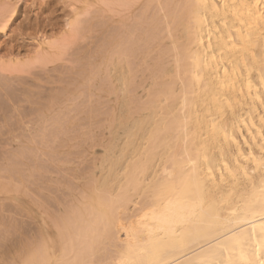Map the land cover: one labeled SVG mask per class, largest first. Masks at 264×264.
<instances>
[{
	"label": "bare ground",
	"instance_id": "1",
	"mask_svg": "<svg viewBox=\"0 0 264 264\" xmlns=\"http://www.w3.org/2000/svg\"><path fill=\"white\" fill-rule=\"evenodd\" d=\"M76 1L79 2V0ZM124 1L127 5L126 8L131 9L128 5H132L133 0H102L104 4H99L102 8L107 6V9L108 6L110 9L115 7V4L117 6L121 4L119 8H113L112 11L114 9L116 12L117 10L123 11L120 12L123 14L124 11L126 13L128 11L127 9L122 10L125 6ZM134 1L136 2V0ZM80 2L82 3V1ZM90 2L86 4L84 0L86 9L92 7ZM149 2L154 3L155 0ZM161 2L163 3V0ZM161 2L158 1L157 3L162 4ZM9 3L7 4L6 0L0 3V36H8L7 30L18 19L14 18L16 6ZM94 3L93 5H95ZM70 4L69 6L72 8L73 4ZM165 4H168L169 7L171 5V9L169 8L170 10H166L168 13L164 12L165 14H163L165 17H172L173 23L169 22V24H165L167 26L164 25V32L166 34L168 29L166 34L168 36L164 35L169 40L172 38V43H169L173 45L168 44L171 47L168 49V46L165 45L167 47L162 49L165 51L162 52L163 54L161 53V58L158 56L160 62L154 63L155 66L152 64L153 69L158 67L157 74L159 75L155 76V80H153L154 88H151L150 94L147 93L148 96L146 95L147 97L150 95V97L146 98V102L139 103L143 105H141L142 107L135 108L132 105V102L135 101L128 97V94H131L130 90H132L129 87L133 85L129 84L130 80H134L128 78V76L134 77L130 73L132 69L130 71L129 68L131 67L128 64V56L131 55L126 52L127 56L122 54L125 57L120 56L118 58L115 56L116 61L114 60L115 54L110 55L109 60L112 59L115 62H112L114 67L113 64L110 66L115 75L112 73V69L107 66L111 72L109 70L107 77L103 73L104 77L110 78L108 80L110 81L109 85L113 79L111 77L114 76L115 79H120L116 80L118 84L122 79L124 83L121 82L120 85H126L124 87L113 85L114 88H118L117 91L122 88L126 95L120 92L123 94L120 96L121 94L116 92L120 96L118 101L120 102L122 99L123 102H120L122 105L118 103L121 107L125 105L124 107L127 109L123 107L119 110L117 108H120V105L117 108L114 105L117 109V111L115 109L116 113L118 110L120 111L115 119L119 121V115H121L120 122H124V126L120 122L121 125L114 121L113 117L116 115L112 114L114 116L111 118L112 123L119 125L120 128L121 126L124 127L122 128V131L125 129L124 138L119 137V139L117 138L118 141L115 138L118 144H115V140L112 141L113 143L110 140L103 145L106 148L104 149L106 150V157L103 158V155V160L101 159L103 161L102 171L99 169L100 171L96 172L97 170L94 169L95 173L101 172L99 179L95 178V182L92 180L91 192L87 190L88 188L85 189L88 191L87 196L85 195L86 192L83 195V191H85L83 189L81 199L78 197L79 200L90 197L89 199L86 198L87 202L83 200L85 202L83 206H81L82 201L79 202L81 205L77 202L79 206L74 205L78 208L77 210L73 213L67 210V215L65 209L63 218H61L62 213L60 212V217L55 215L58 220L55 218L54 221L45 219V217L49 218L46 216L47 211H43L45 215L42 211V213L35 212L37 215L39 214L36 215L37 220L43 216L44 219H41L45 225L52 222H54L53 225H57L58 221L60 228L57 231L53 227V231L58 233L55 232L56 235H53L54 237L57 236L55 240L52 238L53 233L49 234L52 236L50 239L53 242L48 239V236L45 237L44 226L39 223V225L41 224L39 228L43 226L39 234L43 238L40 239V236V238L38 235L36 236L34 241H37L38 244L36 242L31 244L33 249L29 248L31 251L28 249L31 252L28 251L30 253L29 258L25 259L24 262L21 260L24 264L29 261L32 264H264V0H165ZM88 5L90 6L88 7ZM165 6L164 8H166ZM71 8L68 12L71 13L70 15L73 12L75 18L69 20L70 15L67 13L64 15L65 17L68 16V20L67 18L64 19L65 17L62 18L66 22L62 24L69 28H67L68 32H64L65 34H62L63 30L60 28L62 24L61 26L57 24L56 27L54 26L55 28L52 26L50 31L44 29L45 31L38 30L40 33L36 31L37 34L34 32L36 36L40 34L39 36L42 38V41H39L37 45L39 47L23 46L24 49L28 48L23 51L22 45L15 46L13 42H7L6 45L4 44L5 47L3 45L4 48L1 45L0 76L4 71L3 74H7L8 77L10 75L12 80H15L13 76L15 78H20L22 75L26 76L25 73L28 74L33 65H35L34 69L44 66L43 69H39L44 71L45 66L58 61L60 56H66V53L65 55L62 54L64 53L63 50L72 46H69L71 42L68 40L73 37L72 40L78 38L74 35L71 37L72 33L77 35V31L79 36H81L80 33H83L78 31L79 24H81L78 20L81 18L78 17L83 15L82 12L85 13L88 10L79 12L80 10L73 6L71 12ZM89 9L91 10V8ZM163 10L165 11V9ZM101 12L99 13L101 14ZM84 16H82L83 24L85 23L84 19H86V16L83 18ZM152 21L155 22L156 19ZM153 22L150 26L154 25ZM19 26L24 28L22 25ZM84 26L81 24V27ZM128 26L126 25V27ZM140 26L142 27V25ZM154 28H152L153 30L149 29V32L154 33L153 31L158 29ZM60 32L62 36H58ZM146 32L143 33V36L149 34L148 38H150L152 33L147 34ZM130 35L132 36V34ZM162 39L165 40L164 37ZM138 40L137 43L139 44L142 41L147 42L145 38L140 42ZM1 41L0 38V44ZM130 42H132V38ZM132 44L129 47L131 49L137 45L133 46ZM45 45H49L47 48L50 47L49 49L52 51L45 49ZM138 49L142 50L139 46ZM144 50L142 51L145 52ZM134 51L140 53V51ZM170 54L172 58L165 57L167 55L170 57ZM108 55H106L107 59ZM57 56L58 58H56ZM145 58L143 56L144 60H146ZM165 58L167 59L166 62ZM103 59L101 57V61ZM111 61L106 60L105 66L110 65ZM138 61L140 62V60ZM40 63L42 66H39ZM98 64L97 66H102L101 63ZM37 65L38 67H36ZM105 66L103 64V67ZM94 68L91 67L92 70ZM34 69L31 70V74L35 72ZM126 69H129L127 75ZM100 70L97 69L96 74ZM90 72L86 75L89 76ZM109 73H111V77ZM6 77L4 76L3 81L6 80ZM22 77L17 81L26 79ZM87 79L85 80L87 81ZM12 80L10 81L11 84ZM98 87L100 88V85ZM116 89L112 91H116ZM128 98L130 102L132 101L131 105L128 103ZM129 105L130 108L137 109L133 110L134 108H132L134 111L132 115L137 114L136 119H133L136 114L130 115ZM138 108L141 109V112ZM122 110L125 112L124 114L121 113ZM135 111H139V113ZM128 114L133 119L129 123H127V119L128 117L131 118ZM116 128L114 127V130L118 131ZM69 140L71 141V139ZM28 149L30 150V148ZM32 164L36 168L35 161ZM99 165L101 164L98 163ZM38 167L41 170L42 167ZM33 168L31 174L38 170L33 171ZM91 172L93 174V171ZM31 174L30 176H32ZM34 174L33 177L36 175ZM86 181L88 180L86 179ZM50 226H45L44 229L51 232L50 228L52 227ZM47 227H49L48 230ZM40 229H38L37 234ZM122 232L125 235L124 238H122ZM44 241L47 245L45 243L42 246ZM106 245H110V248H107ZM34 246H36L35 249ZM103 249L104 252L107 251L108 255L106 253L104 256L100 253ZM111 249H115V252H112L114 254L109 253L108 250Z\"/></svg>",
	"mask_w": 264,
	"mask_h": 264
},
{
	"label": "rangeland",
	"instance_id": "2",
	"mask_svg": "<svg viewBox=\"0 0 264 264\" xmlns=\"http://www.w3.org/2000/svg\"><path fill=\"white\" fill-rule=\"evenodd\" d=\"M80 1H82V3ZM92 1L95 2L94 3L95 5H93ZM92 1L90 2V0H85L86 4H89V2H90L91 6H92V7H89L90 5H88V7L91 8V10L89 8H87L88 9L87 10L85 8L86 5L84 4V0H79V2H77L76 0H6L7 4H8V2H10L11 3V4L9 3L10 5L13 4L12 6H14V5L16 6L17 10H16V13L14 15V18L16 17V19L18 18L19 20L18 19H17V21L15 20L16 23H14L12 25V27H11L12 29L10 28L11 30L10 29L7 30L8 36H4L1 33L2 36H0V38L2 41H1L0 46L2 45V47L4 44L6 45L7 42L8 43L13 42V44L15 46L16 45H18V46L22 45L21 48H23V49H24V47H28V46H29V48L30 47L34 48V46L36 47L39 44V41H42V38L39 36L40 34H38V36L35 35V34H37V32L40 33L39 31H45L46 29L48 31H50V30H52V28H51L52 26H53V28H55L57 24H59L61 26V24L63 22H65L64 19L67 18V20H68V16L65 17V15L71 14V13L69 14L70 8H71V6H69L70 3H72L74 7H77L78 10H80L79 12H82V10L85 11V9H86L87 11H85V13L87 12L88 14L86 13V15H85V13L82 12L83 15L82 14L79 15L78 18H81V19H78V20H80V23L82 24V26H84V25L85 26L81 27V24H79L78 31H82L83 33H80L81 36H79V33H77V31H76L77 35H75V33L74 34L72 33L71 37H73V35H74V36H76V38L77 37L78 38L72 40L74 38L73 37V38H70L71 40L70 39L68 40L71 42L69 44V46L70 45H72V46H70L68 49L64 48L67 52L65 50H63L64 53H62V54L65 55V53H66V56H63V57L60 56L59 57L60 59H58V61H54V63L52 62V64L50 63V64H48V66H45L46 68L44 69V71L39 70V69H43L44 66H43V68H39L37 65L36 67H38V69L35 68L36 69L35 70L34 69L35 65H33V68L31 70L34 69L35 72H33V74H31L32 72L30 70L28 72V74L25 73L26 76L27 75L29 76V77L27 76V78H26V76L22 75L24 77V79L26 78L25 79L26 81L21 79V81L23 80V82L17 81V80H20V78L22 77L21 74H20V76H21L20 78L16 77L17 78L16 79L15 76H13V79H15V80H12V76L9 75V77H11V78H9L7 74H3V73H5L4 71H3V73H1V76L3 75V77L0 76V79H1L0 80V82H1L0 87L3 85H5V86L0 88V90L3 89V91H0V219H1L0 220V245H1L0 246V264H22L25 259L27 260V258H29L30 253H31L30 252L31 250L29 248L33 249L32 248L33 246L31 245L32 243L35 244V242H36V244H38V242L34 241V240L36 239L37 235H38V238L41 237L39 234L41 233L43 226H44L43 232L44 233L46 232L45 237L48 236L49 237L48 239H50V237H52L53 235H56L54 233L55 232L57 233V231H59L58 229L60 228V226H59L60 222L57 221L58 224L53 225L54 222H52L53 223L52 224L51 222L48 221V223H51L52 225L51 224L45 225V222L43 223L42 219H41V218L44 219L42 214H41L42 217L40 216L41 218H39L38 220L36 219L37 213H42L43 211H45V212L47 211L46 216H48L49 218L45 217V219L54 221L53 219L56 218V220H58L57 217H60L64 214L63 211L65 209H66L65 211L68 210L69 212L73 213L75 210L78 209L76 207L78 204H80L79 202L82 201L83 204L82 205L80 204V205L83 206L84 203L87 202L86 198L87 199L90 198V197H86V196H87L88 191L91 192L90 186L93 185V184H91L92 180H94V182H95V178L99 179V176L101 174V172L95 173L94 169H95V171L97 170L96 172H99L100 170L102 171V167H103L102 166V164H103L102 157H103V155H104L103 158L106 157V153H105L106 150H104L106 148L103 145H105L110 140H111L110 142H112L113 140H115V138L117 141H118L119 137L122 139L124 138L125 129H124V131H122V128H124L123 127L124 122H122V123L120 122V119L122 118L121 115H119V121L115 119L116 117H118L117 113L120 112L119 110L123 109V107L125 106V105H123L121 107V105H122L121 103H123L121 101L122 99L120 100L121 103L118 101L119 100L118 97L123 96V94L125 95V92H123L122 88H121V90L119 89L120 91H117L118 88L117 89L114 88L116 85H119L120 87L123 86V84L120 85V83L122 82V79H121V82L119 81L120 83L118 84L116 80H120V79H115V76L111 77V73H109L110 77L113 78V79H111L112 80L111 85L112 86L115 85L112 87L111 85H109L110 81H108V80H110V78L108 77L106 79L104 77V74L107 77L109 70L111 72L112 67H110V66L113 63H115L113 61L116 59V57H118V58L120 56L125 57V55L126 56H127V54L129 55V53L132 56V57L128 56L129 62L126 59L128 64H130V67H131V68H129L130 71L132 69V72H130V73H132V75L134 76L133 78L131 75H130L131 77L128 76L129 80H130V78L134 79L132 81L130 80L129 84H131V85L133 84V85L129 87V89L131 88L132 90H130L131 94H128L129 95L128 97L132 101H135L134 102L135 104L132 101L131 102H132V105L136 108V107H140L142 105V104L141 105L139 104L140 102L142 103L143 101L146 100V98L148 99L150 97V95H149V97H147L148 96L147 93L149 92V94H150L151 88H154L153 80H155V76L157 77V75H159V74H157L158 73L157 72L158 67L156 69L155 68L153 69L152 64L160 62V61H158V59L161 58V56L163 54L162 52L165 51L162 49H165V47H167V46H168L167 49L171 48L170 46L173 45V44L170 45V43H172V38L170 37L171 38L170 40L168 38H166V36H168V35H166L168 33L167 32L168 29L166 30V34L164 32L165 26H167L165 24L166 23L169 24V22L171 24L173 23L172 19H171L172 17L170 18L169 16H167V14H166L167 17L164 16V14H165L164 12H166V10L168 11L171 9V5L169 7L168 4H165V0H163V3H164V6L166 5L165 6L166 8L168 7V9L164 8L163 3L161 2L162 0H157V2L159 1L162 4L157 3L156 0L154 3L153 2L150 3L149 2L150 0H141V1L136 0V2L133 0L134 3H132V1H131L133 7L131 4L128 5L131 7V9H129V7L126 8L127 5L125 4V1H124L123 4L125 6L124 5H122V6H124L125 8L123 7L122 10L127 9L128 10L127 13L130 10V12L128 14L126 13V11H124V13L121 14L120 12H123V11H118L117 9H116L117 12L115 11V9L112 11L113 8H116V7L119 8L120 7L119 5H121V4H118V6H117V4H115V7L110 8V9L108 6V9H109L108 10L107 6H103V8H102L101 5L104 4V3H102V0H98L99 2L97 0H92ZM1 2H5V0H0V3ZM96 3L97 4L102 3V4L101 5L99 4L98 6H96L97 5ZM120 3H122V2H120ZM72 4H70V5H72ZM73 6L71 8V12L73 11ZM100 6H101V8H99ZM111 6H113V5H111ZM67 7H69V8H67ZM104 7H105V10H104ZM163 9H165V11ZM99 10H101L102 12ZM103 10L105 11V13ZM99 12H101V14L103 13L102 16ZM155 12H157L156 15H155ZM166 13H168V12H166ZM153 14H154V16H153ZM84 15L86 16V19H84L85 23L83 24L82 16H84ZM85 16L83 18H85ZM155 16H157V17H155ZM70 17H69V20H72V18L73 19L75 18L73 12H72V15H70ZM158 17H160V18H158ZM62 18H64V19H62ZM157 18H158V21H157ZM151 19L154 21L156 19V21L153 22ZM151 22H153V24H154L153 26H150ZM50 23H51V25H50ZM65 23H63V24H65ZM123 23H125V24L123 25ZM63 24L60 27L63 30V32L61 31L62 34L65 31L66 32L69 31L68 30L69 28ZM93 24H94V26H93ZM19 25H22L24 28H22ZM33 25H35V26H33ZM59 25H58V28H59ZM126 25L127 26L133 25V26L132 27H129V26L126 27ZM140 25H142V27ZM39 26H42V27H39ZM63 26H65V27L62 28ZM17 27H21L22 30H21V28L18 29ZM138 27H139V29H138ZM151 27L152 28L156 27L158 29L154 30L153 31L154 33H152V31L149 32V29L150 30L152 29ZM25 28H26V30H25ZM81 28H84V29H81ZM136 29L139 31H137ZM146 29H147V32H146ZM12 30L15 32H13ZM130 31H131V33H130ZM140 31H141V33H140ZM11 32H13V33H11ZM34 32H35V34H34ZM61 32L58 36H62ZM145 32L147 34L152 33L149 36L150 38H148L149 34L148 35L144 34L145 37L143 36V33H145ZM129 33L132 34V36ZM136 33L139 35H137ZM22 34H23V36H22ZM119 34L121 35V37ZM154 34H155V36H154ZM124 35H126L125 41H124L125 37H123ZM135 35H137V36H135ZM156 35H158V36H156ZM151 36H152V38H151ZM136 37L138 39H141V40H143L145 38V41H147V42L142 41V42H144L143 43L144 45H143V44H141L142 42H140L141 40L139 41ZM142 37H144V38L142 39ZM163 37H164V39L166 38L164 41L162 39ZM57 38H59V37H57ZM129 38H130V40L132 38V42H130V40H128ZM122 39H123V41H122ZM76 40H77V42H75ZM137 40H138V42H140L141 45L139 43H137ZM68 41H67V43H68ZM124 42H126V43H124ZM35 43H36V45H35ZM132 43H135L137 45L132 44ZM44 44H42V45H44ZM131 44L133 46L135 45L134 48H133V46H131L133 49L129 48ZM5 45H4V47H5ZM149 45H150V47H149ZM154 45H155V48H154ZM165 45H167V46H165ZM48 46L45 45L44 46L45 49L48 50L50 48V47L47 48ZM67 46H68V44H67ZM138 46L142 50L145 49L144 51L145 52L147 51L146 54L142 50L138 49ZM37 47H39V46H37ZM117 47H120V48H117ZM115 48L117 50H113ZM126 48H128V49L126 50ZM25 49L27 50L28 48H25ZM25 49L23 51H26ZM107 49H108V51H107ZM110 49H111V51H110ZM49 50H51V49H49ZM130 50L131 51L133 50V52H130ZM134 50H136V52L140 51V53H135ZM36 51H38V49H36ZM105 51H107V53H105ZM118 51L121 53L117 54L116 52H118ZM109 52H112V53H109ZM126 52H127V54H126ZM34 53H35V50H34ZM103 53H105V54H103ZM142 53H144V54H142ZM122 54H125V55H122ZM132 54H134L135 56H133ZM106 55H108L107 56L108 59L106 58ZM110 55L111 56L114 55V57L116 56L115 58L113 57L114 60H112V59H111L112 61L109 60ZM145 55H146V58H145ZM143 56L146 60L143 59ZM101 57H102V59L105 57L103 59L105 61H103V60L101 61ZM165 57L166 58L167 57L172 58L171 54H170V57L168 55ZM56 58H58V56ZM61 59H63V60H61ZM6 60H7V58H6ZM106 60L109 62L111 61V64L105 66V64L107 63ZM138 60H140V62ZM141 60L143 63H144V61H147V62H145L143 64L141 62ZM154 60H156L157 62ZM169 60L170 59H168V61ZM166 61H167V59L165 60V62ZM98 62H99V64L101 63L102 66H97ZM109 62H108V64H109ZM102 63L104 64L105 67H103ZM161 64H162V61H161ZM40 65H41V63L39 64V66ZM90 66L93 68L96 66L99 67V68H97V67L94 68L96 70L97 69L100 70V68L103 67V68H101V70H103V71H101V70L98 71L97 74L99 72H100V74L97 75L96 70L93 73L94 69L92 70ZM107 66L110 67L111 69H108ZM112 66L114 67V64ZM154 66H155V64H154ZM104 68H105L106 73L104 72ZM129 69H126L127 70L126 75L129 72ZM89 71H91V72L88 76L86 74H88ZM34 73H36V74H34ZM112 73H114L113 69H112ZM92 75H93V77H91ZM114 75H115V73H114ZM4 76L5 77L7 76L6 80H7V78H9L8 79L9 82L12 80L13 81L12 84H11V82L9 83L6 80L3 81ZM136 76H137V78H136ZM86 78H88V79L90 78V79L89 80L87 79V81H86L85 80ZM116 78H118V76H116ZM93 79H94V81L91 82V80H93ZM114 80L116 81V83L112 84V82H115ZM5 82H6V84H5ZM122 83H124V82H122ZM151 84L153 87L150 86ZM8 85H10V86L8 87ZM87 85H88V87H87ZM99 85H100V88L98 87ZM124 86H126V85L124 84ZM5 87H6V89H5ZM68 88H71V89H68ZM76 89H78V90H76ZM113 89H116V91H112ZM111 92H113V93H111ZM116 92L117 93L119 92V94H121L123 92V94L118 96L119 94L117 95ZM1 94H2V96H1ZM10 94L12 95V98H11ZM130 95H132V96L130 97ZM15 99H16V102H15ZM130 99H129L128 103H130V105H131ZM138 99H139V102H138ZM115 103H117V104H115ZM114 105L116 106V108L118 107V105H120L119 106L120 108H117V109H119L117 113H116L117 109L115 108ZM130 105L128 106L129 108H130ZM134 107H131L130 108L131 110L129 109L131 111V114H130L131 116L136 114L135 113L132 115V112H134L133 110H137ZM124 108H126V107H124ZM132 108H134V109L132 110ZM115 109H116V111H115ZM138 109H140V108H138ZM139 111L141 112V109ZM139 111H135V112L139 113ZM112 112H114V113H112ZM121 113L124 114L125 112L122 110ZM121 113H119V114H121ZM112 114H114L116 116H114ZM126 114H125V116H126ZM131 116H130L131 119H129V117H128L127 123H129L130 120L133 121V119H136L135 117L137 116V114L135 116H133L134 117L133 119ZM112 117L115 119L114 121L117 124L120 122L123 126H121V128H120L119 125L116 124L118 126L117 127L114 122H113L114 123L113 124L112 120H111ZM126 118H127V116L125 117V119ZM122 121H125V120L122 119ZM110 124H112V125H110ZM113 125H115V126H113ZM109 127L112 128V131H111V128H109ZM114 127L115 128L117 127L116 130L118 129V131H115ZM65 131H66V133H65ZM110 131H111V133H110ZM112 132L113 133L115 132V133L113 134ZM68 138L71 139V141ZM122 139H121V141H122ZM117 141L115 144H118ZM109 145H110V143H109ZM109 145L107 144V147ZM23 148H24V150H23ZM28 148H30V150ZM20 149H21V151H20ZM27 149H28V151H27ZM17 152H19V153H17ZM12 155H13V157H12ZM21 155H23V156H21ZM34 161L36 164L35 165L36 168L34 167V164H32V163H34ZM98 163L101 165L98 166ZM38 166L42 167L43 169L42 168H41V170L38 169L39 168ZM32 168H33V171L38 169L37 171L32 172L33 174L35 173L37 175L36 176L34 174L36 178L33 177V174H31ZM91 171H93V174ZM30 174L32 176H30ZM14 175H15V177H14ZM30 177L32 178V180ZM34 178H35V180H34ZM86 179L88 181H86ZM24 180H25V182H24ZM4 184H6V185H4ZM94 185H95V183H94ZM85 186H87V187H85ZM9 188H11V189H9ZM83 189L84 190L87 189L88 191H86V190L83 191ZM82 191H83V195L85 194L84 192H86V194H85L86 196L82 195L83 197H86L85 198L86 201L84 199H82V200L78 199V197L81 199ZM78 194H79V196H78ZM71 201H72V203H71ZM77 202H78V204H77ZM131 205L132 204L130 203V206ZM68 211L66 212L67 215H68ZM35 212H37V213H35ZM45 212H43L44 215H45ZM48 212H49V214H48ZM60 212L62 214L59 216ZM63 216L61 218H63ZM65 217H66V215H65ZM39 221H41V222H39ZM39 223H41L43 225L42 227H40L41 229L39 228V226L41 225V224L39 225ZM45 226L52 227V228H50L51 232H49V230H48L49 227H47L48 231H46L44 229ZM53 227L56 228L57 231H53L54 230ZM38 229H40L39 230L40 232L37 234ZM10 231H11V233H10ZM49 234L50 235L52 234V236H49ZM121 235H122V238L125 237L123 232L121 233ZM56 237L53 236L52 237L53 240H55ZM42 238L43 237H41L40 239H42ZM40 239H38V240L40 241ZM45 240H47V239H45ZM50 240L53 241L52 239H50ZM51 241H50V244H51ZM45 243L46 242L44 241L42 243L43 244L42 246H44ZM46 245H47V243H46ZM36 246H34V249ZM108 247L110 248V245L107 246V248ZM105 250H107V249L105 248ZM111 250H108L110 254L113 251L115 252V249H113L112 251ZM103 252H104V249H103V251L101 250L100 253L105 256L107 251L104 252L105 254ZM112 254H114V253H112ZM99 255H98V257L101 256V255L100 256ZM107 255H108V253H107Z\"/></svg>",
	"mask_w": 264,
	"mask_h": 264
},
{
	"label": "snow or ice",
	"instance_id": "3",
	"mask_svg": "<svg viewBox=\"0 0 264 264\" xmlns=\"http://www.w3.org/2000/svg\"><path fill=\"white\" fill-rule=\"evenodd\" d=\"M25 264H32V262H30V261L29 262H25Z\"/></svg>",
	"mask_w": 264,
	"mask_h": 264
}]
</instances>
